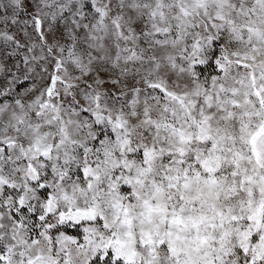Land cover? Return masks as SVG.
Instances as JSON below:
<instances>
[{"label":"snow or ice","instance_id":"obj_1","mask_svg":"<svg viewBox=\"0 0 264 264\" xmlns=\"http://www.w3.org/2000/svg\"><path fill=\"white\" fill-rule=\"evenodd\" d=\"M0 264H264V0H0Z\"/></svg>","mask_w":264,"mask_h":264}]
</instances>
